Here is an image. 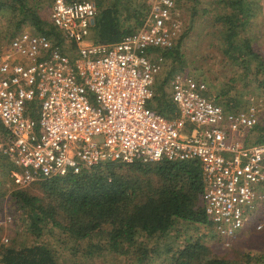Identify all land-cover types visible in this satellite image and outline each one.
I'll return each instance as SVG.
<instances>
[{
    "label": "built area",
    "instance_id": "1",
    "mask_svg": "<svg viewBox=\"0 0 264 264\" xmlns=\"http://www.w3.org/2000/svg\"><path fill=\"white\" fill-rule=\"evenodd\" d=\"M183 0H148L133 34L112 44L89 42L98 10L91 0H53L52 24L71 51L46 35L21 32L0 47V153L18 175L16 186L109 163L198 161L207 216L232 240L264 201V144L248 145L263 104L235 116L208 97L205 82L176 73L169 118L151 107L156 77L182 27Z\"/></svg>",
    "mask_w": 264,
    "mask_h": 264
},
{
    "label": "trees",
    "instance_id": "2",
    "mask_svg": "<svg viewBox=\"0 0 264 264\" xmlns=\"http://www.w3.org/2000/svg\"><path fill=\"white\" fill-rule=\"evenodd\" d=\"M42 1H52V4L41 9ZM251 1L215 0L222 8L216 9L211 19L214 29L211 35L221 44V62L226 67L242 68L237 78L246 86L249 85V76H254L264 89V53L246 36L257 15ZM95 4L97 24L90 38L94 43H117L135 33L149 11L148 2L141 6L132 0H110L108 4L96 0ZM52 5L53 0H0V18L6 17L11 24L15 23L12 32L30 23L36 34L46 35L66 51H71L72 47H67L58 29L49 24ZM7 36L4 35L3 39ZM181 37L172 50L163 52L166 63L175 67L157 83L156 96L151 104L169 118H174L177 112L170 98L173 72H187L182 61ZM197 80L205 82L212 90L220 79L205 73ZM234 82L231 80L228 90H218L215 99H212L211 91L208 97L226 113L235 116L252 104L246 106L247 94L236 90ZM230 90L236 91L235 96H230ZM0 132L4 136L1 142H4L7 133L1 121ZM244 139L250 146L264 144V113L258 126L246 132ZM18 173L10 159L0 153L1 210L5 201H9L10 213L21 219L23 228L31 237V242L22 246L20 240H15L0 247V264H63L66 252L71 256L66 255L65 264H97L96 261L106 264V256L126 258L127 264H150L161 255L160 240L180 235L184 232L183 226H194L197 236L195 240L190 238L180 249L167 246L165 264H264V255L256 256L242 249L232 251L231 258L217 257L203 241L204 235L199 233V227L214 230L215 227L206 214L203 173L198 161L109 163L84 169L78 175L42 180L32 186L47 199L30 192L32 187L16 186L12 175ZM9 177L13 187L2 192ZM263 222L264 201L251 221L253 233H262L257 231V226ZM3 234L4 228L0 227V244Z\"/></svg>",
    "mask_w": 264,
    "mask_h": 264
},
{
    "label": "rangeland",
    "instance_id": "3",
    "mask_svg": "<svg viewBox=\"0 0 264 264\" xmlns=\"http://www.w3.org/2000/svg\"><path fill=\"white\" fill-rule=\"evenodd\" d=\"M96 3V0H91ZM106 4L110 2V0H103ZM41 7L48 6L52 4V1L45 2L42 1ZM133 3L137 5H143V3L148 2L147 0H132ZM253 10L257 13L256 17L252 20L251 26L246 32V36L251 38L252 43L258 50L264 53V0H252L251 1ZM40 7V8H41ZM41 9H44V8ZM215 0H185L178 7V22L181 24L182 30L180 36L182 35V43H181V52H182V61L184 66L187 67V72H183L182 74H186L188 76H192L193 78H200L201 76L210 75L211 77H218L220 80L217 84V87L212 89L208 86L209 92L211 91L212 99H215L218 90L226 89L228 90V86L231 83V80H235V85L237 86L236 90L244 91L247 95L245 97V101L247 102V107L250 104H263V109L260 111V119L264 113V89L259 82L255 80L254 76H249L247 81L249 85L246 86L245 82L240 81L237 77H239L242 73V68L239 67H230L225 66L221 61L222 52L219 49L221 44L216 38H213L211 33L214 30L211 27V19L214 17V12L216 9H220ZM50 14V12H49ZM47 22L49 23V15L47 17ZM50 26L56 28L52 22H50ZM15 28V23L11 24L9 19L6 17L0 18V42L1 46L8 45L12 40L13 36L16 33V38L23 31H30L36 34L35 28L32 24L27 23L24 25L19 31L12 32ZM8 32V33H7ZM11 32V34H9ZM8 34L6 39H3L4 35ZM63 37V36H62ZM89 42H92L90 39ZM0 46V47H1ZM165 71L159 74L156 77V85L154 89L157 88V83L161 82L162 79L168 74L175 65L166 63ZM182 66V67H184ZM196 70H195V69ZM177 72H173L176 74ZM172 74V75H173ZM264 78V77H263ZM216 84V83H215ZM236 91L230 90V96H235ZM4 136L0 132V142L3 140ZM39 181H35L29 185L24 186L23 188H29L33 185H36ZM11 186V180L9 177V182L6 183L5 189L1 191L9 190ZM10 188V189H11ZM30 192H33L36 195H40L43 198H46L43 193L35 187L31 188ZM47 199V198H46ZM0 207V227L4 228V234L1 239L0 247L10 245L13 241L17 240L21 243V246L27 244V242H31V237L27 229L23 228V223L18 216L10 213V202L5 201V205ZM252 223L248 227L239 232L235 238L232 240H224L220 238L214 229H207L205 227H199V233L204 235L203 241L205 244L212 248L211 251L217 257H226L231 258L233 256L232 251L235 253L238 249H242L245 252L250 251L253 255L263 256L264 255V222L259 223L257 226V231L262 232L261 234L253 233ZM195 227H186L183 226L182 230L184 231L178 236H170L166 241H161V255L154 259L153 263L150 264H165L166 255L164 252L166 251L167 246H171L174 249H180L186 245V242L189 241L190 238L195 240L197 234L194 230ZM213 230V231H212ZM22 234H25L22 235ZM45 240V237H44ZM47 240H49L47 238ZM19 244V243H18ZM236 244V245H235ZM235 245L234 249L233 246ZM1 249V248H0ZM160 250V248H159ZM1 251V250H0ZM67 256H71L69 252L64 254V258L62 259L63 264H65V260ZM106 264H127L126 258H111L105 257ZM96 260V259H95ZM61 261V262H62ZM99 264L98 261H96Z\"/></svg>",
    "mask_w": 264,
    "mask_h": 264
}]
</instances>
